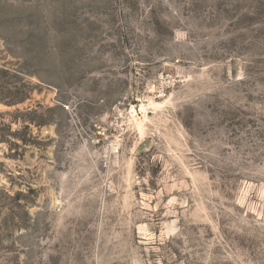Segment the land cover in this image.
Masks as SVG:
<instances>
[{"label": "rangeland", "instance_id": "rangeland-1", "mask_svg": "<svg viewBox=\"0 0 264 264\" xmlns=\"http://www.w3.org/2000/svg\"><path fill=\"white\" fill-rule=\"evenodd\" d=\"M0 264H264V0H0Z\"/></svg>", "mask_w": 264, "mask_h": 264}, {"label": "bare ground", "instance_id": "bare-ground-1", "mask_svg": "<svg viewBox=\"0 0 264 264\" xmlns=\"http://www.w3.org/2000/svg\"><path fill=\"white\" fill-rule=\"evenodd\" d=\"M140 125V124H139ZM141 127V126H140Z\"/></svg>", "mask_w": 264, "mask_h": 264}]
</instances>
